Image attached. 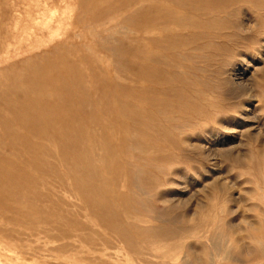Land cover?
<instances>
[{
	"label": "rangeland",
	"instance_id": "1",
	"mask_svg": "<svg viewBox=\"0 0 264 264\" xmlns=\"http://www.w3.org/2000/svg\"><path fill=\"white\" fill-rule=\"evenodd\" d=\"M182 1L0 0V80L51 70L88 87L63 94L84 137L57 147L55 175L30 172L38 208L0 207V264H244L241 251H264L250 224L264 230V0ZM67 167L99 173L91 206Z\"/></svg>",
	"mask_w": 264,
	"mask_h": 264
},
{
	"label": "bare ground",
	"instance_id": "2",
	"mask_svg": "<svg viewBox=\"0 0 264 264\" xmlns=\"http://www.w3.org/2000/svg\"><path fill=\"white\" fill-rule=\"evenodd\" d=\"M152 1H154V0H152ZM165 1H167V2L169 1V3H171L170 2L171 0H165ZM173 2L174 1H172V3ZM212 2H215V1L212 0ZM142 3L143 2H141V5L138 8V12H139V15L142 18H145V20H146V17H148L147 21H145L146 23L149 22V18L151 19V18H154V17H155L154 20H156V21L160 20L161 21V18H162V14L161 13H163L164 10H160L159 11V9H156L153 5H142ZM194 3H196V2H194ZM206 3H208V1ZM138 4H137V6H138ZM214 5H216V4H214ZM193 6H196V4L193 5ZM171 7L173 8V6H170V8ZM197 8H201V7H197ZM202 9H204V8H201V10ZM205 9H207V8H205ZM179 11H177V12H179ZM198 14H200V13H198ZM167 19H169V18H167ZM196 19H197V17H196ZM209 19L210 18H208L207 20H209ZM171 20H173V18ZM144 25H145V23H144ZM178 25H180V24H178ZM158 26H159V24H158ZM207 30H208V28H207ZM210 33H208V34L210 35ZM191 34H193V33H191ZM181 36H183V35H181ZM206 36L208 37V35H206ZM170 38H172V37H170ZM186 39L187 38H185V40ZM151 40H152V38H151ZM192 40H194V39L192 38ZM166 41H168V40H166ZM160 44H161V42H160ZM168 44H170L171 46L174 45L171 42H169ZM168 44H167V46H168ZM177 44H179V43H177ZM193 46H195V44ZM173 47H171L170 50L174 49ZM186 48H188V47H186ZM144 49L145 48H143V50ZM195 49H196V47H195ZM165 50H166V48H165ZM168 50L169 49H167L166 51H168ZM188 51H189V49L187 50V52ZM149 55H152V54H149ZM174 59H176V61L178 60L176 57ZM178 62H179V60H178ZM170 64H169V66H170ZM67 66H69V65H67ZM9 68H11V67H9ZM68 69H69V67H68ZM68 71H70V69ZM143 71H144V69H143ZM34 72H35V70H32L29 73L27 72V73H23V74H16V75H13V76L10 75L8 78L0 80V197L2 198V201L0 202L2 204H1L0 207H2V208H4V207L7 208L8 205L10 206V203H13V204H11V206H14L15 204H19L20 208H21L20 205H22L24 207L30 206V208L37 207L39 204H38L37 200H35V197H34V194H33L34 190H32L30 188V186L32 187V184L35 183V180L33 178H31V173L30 172L35 170V171H37L39 173L41 172V174L44 173V172H48L49 174H53L54 170H55V167L53 168L51 166L52 163L49 162V160L50 159H57V160L59 159L60 161L63 162V160L59 158V153H58L59 151L57 150V147H60L59 145H62V143H61L62 141H65L66 144H68V145L70 144V145L74 146L76 143L73 145V144H71L72 141L73 140L75 141L76 139H78V137H80L82 139L81 136H83V133L82 134H78V132L74 129L75 126L73 127V126L69 125V124L73 125L74 122H77V118L74 117V116H75L77 111L79 112V110H77V111L73 110V108L75 107L74 106L75 104H73L74 102L73 103L70 102V103H72L71 105H73V108L69 109V107H66V105H65V107H66L65 108L64 107V104H65L64 101L66 100L65 99L66 97L63 94L66 93V92H69V91L72 92L74 90V88H76L75 89L76 92L78 90V92L80 91V93L82 94L86 90H88V87L84 88V85H80V84L78 86H76L75 84L74 85H71V84L67 85V82H68L69 78H68V80L66 81L65 84L63 83L64 85L61 84V83L56 84L57 81L60 80V82H61L63 80L62 77H64L66 75L65 73H62V75H61V74L56 73V72L52 73L51 70H47V72H45V75L40 78L39 74L38 73H34ZM69 73H71V72H68V74ZM170 74H171V76L173 75L172 73H170ZM69 76H71V75L69 74ZM41 79L44 80V86L40 89V86H38V84H36L34 82L35 81L36 82L40 81ZM70 79H72V78H70ZM76 81H78V80H75V82ZM78 83H80V81ZM113 86L115 87L116 84L115 85L113 84ZM78 92H77V94H78ZM102 95H103V93H102ZM67 98L69 99V96ZM70 103H68V104H70ZM78 103H80L82 105V108H83V106L84 107L86 106V102L85 101H83V102L79 101ZM63 107L65 108V111L62 110ZM78 107H79V105H78ZM78 107H75V108L79 109ZM86 108L87 107H85V109ZM80 110H82V109L80 108ZM83 110H84V108H83ZM62 112L63 113L67 112L73 118L70 117L69 119H61V117H58V116ZM89 115H90V113H89ZM148 117H147V119L149 120ZM80 118L78 120H82ZM100 118H101V116H100ZM96 119H98V118H96ZM101 120L102 119H100V121ZM72 121H73V123H72ZM92 121L93 120L91 119L90 122H92ZM150 121H151V119H150ZM67 123H69V124H67ZM82 124H85V123H82ZM84 126L82 125L83 128H84ZM82 127H80V128L82 129ZM66 128H67V130H66ZM81 132H83V131H81ZM84 134H86V137H87V133L84 132ZM43 137H44V139L42 140ZM78 141H79V139L77 140V142ZM64 145L65 144L63 143L61 149L64 147ZM78 146L79 145H77V147ZM68 147L65 146L64 148L67 149ZM77 147H75V148L77 149ZM64 148L62 150H64ZM73 148L74 147H72L71 149L69 148L71 150V152H72ZM66 149H65V151H67L66 152V154H67L69 149H67V150ZM81 152H82V150H81ZM61 153L63 154V151ZM73 154L76 155L75 152ZM7 155H11L12 156V157H10L11 159L8 160L6 158ZM70 155L72 156L71 153H70ZM81 156L83 157L82 154H81ZM63 157H64V159L67 158V156L65 157L64 155H63ZM82 157L80 159H82ZM89 158H90V156H89ZM81 162H83V161H81ZM78 164H80L79 161H78ZM75 165H76V162H75L74 166ZM89 165H90V163H89ZM83 169L79 168V170H78V168H77L76 172H74L73 170H71V172H70L69 168L67 167V172L70 173V175H72L71 176L72 179H74V181L76 182V184L78 186V192H80L81 195L85 198L84 202L87 203L89 206H91V204H92V202H91L92 201V194H94L96 192V188H97L96 184H97V181L101 179V177H100L99 173L96 170H94V169H91V168H89V169L86 168V170L85 169L83 170ZM53 175H55V173ZM26 187H28L30 189L28 190V188H26ZM98 189H99V187H98ZM29 201H31V204L29 203ZM94 205H95V203H94ZM41 206H43V209L45 207L47 209V205L46 206L45 205H41ZM5 211H6V209H5ZM231 212H233V210H231ZM99 214H100L101 220H105L106 218L107 219L109 218L107 216V214L105 212H103V211H101V213H99ZM0 217H3L1 209H0ZM108 220H110V218ZM250 224L252 226V229L255 232L260 233L262 235L264 234V230L261 227L259 228V227L255 226L254 223H251V222H250ZM117 228H119V227H117ZM117 228H116V230H117ZM4 231L5 230L0 227V233H3ZM117 231H119V230H117ZM244 238L243 239L239 238L237 240V242L239 243L240 240L244 241ZM254 254L255 255L256 254H259V255L260 254H264V251H263V249L259 250L257 248H254V249L251 248L249 250V248H248V249L243 250L240 253H238V256L243 257L244 264H252L251 261L255 259ZM247 255H249L251 257L246 258ZM229 258H228V260H230ZM231 259H232V257H231ZM233 259L236 260V258H233ZM196 262H198L197 259H195L193 261V264H195ZM258 264H264V261H262V262H260Z\"/></svg>",
	"mask_w": 264,
	"mask_h": 264
}]
</instances>
